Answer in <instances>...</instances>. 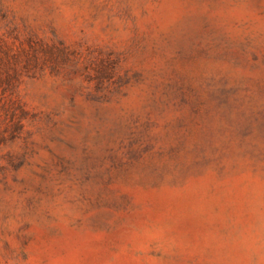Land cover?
Listing matches in <instances>:
<instances>
[{"label":"rangeland","instance_id":"374dc122","mask_svg":"<svg viewBox=\"0 0 264 264\" xmlns=\"http://www.w3.org/2000/svg\"><path fill=\"white\" fill-rule=\"evenodd\" d=\"M0 264H264V0H0Z\"/></svg>","mask_w":264,"mask_h":264}]
</instances>
